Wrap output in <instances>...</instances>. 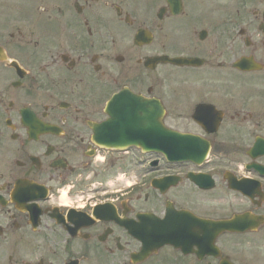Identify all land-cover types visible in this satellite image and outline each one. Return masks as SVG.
<instances>
[{
	"label": "flooded vegetation",
	"instance_id": "1",
	"mask_svg": "<svg viewBox=\"0 0 264 264\" xmlns=\"http://www.w3.org/2000/svg\"><path fill=\"white\" fill-rule=\"evenodd\" d=\"M0 264H264V0H0Z\"/></svg>",
	"mask_w": 264,
	"mask_h": 264
},
{
	"label": "water",
	"instance_id": "2",
	"mask_svg": "<svg viewBox=\"0 0 264 264\" xmlns=\"http://www.w3.org/2000/svg\"><path fill=\"white\" fill-rule=\"evenodd\" d=\"M156 107H158L157 105H156ZM157 124V122H155V125ZM155 134H156V139H158V137H159V135H164V137H165V139H166V135H167V138L169 139V140H171V139H175V140H177L178 139V137H177V135H175V134H169L168 132H164L163 130H161V128L160 127H157L156 126V128H155ZM179 144V143H178Z\"/></svg>",
	"mask_w": 264,
	"mask_h": 264
}]
</instances>
